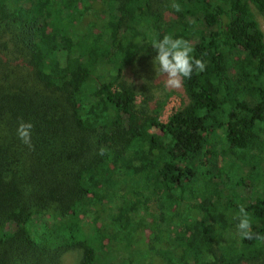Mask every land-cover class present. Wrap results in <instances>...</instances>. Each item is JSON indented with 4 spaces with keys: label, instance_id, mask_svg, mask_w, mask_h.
Instances as JSON below:
<instances>
[{
    "label": "trees",
    "instance_id": "16d2710c",
    "mask_svg": "<svg viewBox=\"0 0 264 264\" xmlns=\"http://www.w3.org/2000/svg\"><path fill=\"white\" fill-rule=\"evenodd\" d=\"M254 10L264 18V0H0V264L74 251L79 264L119 251L124 264H264V241L236 234L234 219L244 206L264 235ZM164 35L206 65L165 123L170 94L145 82L139 104L127 79Z\"/></svg>",
    "mask_w": 264,
    "mask_h": 264
},
{
    "label": "clouds",
    "instance_id": "9594fccd",
    "mask_svg": "<svg viewBox=\"0 0 264 264\" xmlns=\"http://www.w3.org/2000/svg\"><path fill=\"white\" fill-rule=\"evenodd\" d=\"M172 7L179 12L180 5L173 4ZM156 55L152 59V64L157 76H164L165 89H179L184 79H191L195 71L205 70V62L192 55L194 49L191 44L182 38H173L164 35L162 39L152 42ZM31 122L22 119L18 123L17 136L26 145L31 146ZM106 149H100V154H105ZM238 220L237 231L239 235L247 240L264 241V235L252 231V220L250 214L244 206L239 207V211L234 217Z\"/></svg>",
    "mask_w": 264,
    "mask_h": 264
},
{
    "label": "rangeland",
    "instance_id": "374dc122",
    "mask_svg": "<svg viewBox=\"0 0 264 264\" xmlns=\"http://www.w3.org/2000/svg\"><path fill=\"white\" fill-rule=\"evenodd\" d=\"M255 14H256V19L259 22V25L264 32V18L258 15L256 12ZM144 68L145 69L143 71L142 68L136 69L135 71H133L134 73L133 75L129 73V77H127V79L129 83H131L134 86V89L136 90L137 100L139 104L142 102L143 99L141 88L145 82L152 84L157 89L158 91L156 94L157 98L162 99L166 94H170V99L168 100L165 110L160 117V121L165 123L178 109H180L187 103L188 101L187 96L182 86L179 89L166 90L164 87V80L166 78L164 76H157L153 64H151L150 68H147V66ZM153 132L154 129H150L149 133H153ZM233 173L236 174L234 171ZM231 181L234 182L235 178H232ZM88 227L90 226H87V230L89 229ZM9 229H13V227L10 226ZM235 233L239 234L237 230ZM140 239H142V242L145 241L144 237H141ZM114 244L112 245L111 248L112 250L116 249ZM113 254H114V258L111 261L114 264H124L125 259L128 258V255L125 254L123 251H119L118 253L115 252ZM80 259H81V253L79 251L68 252L63 255L61 264H79ZM155 263L159 264V260L158 262Z\"/></svg>",
    "mask_w": 264,
    "mask_h": 264
}]
</instances>
